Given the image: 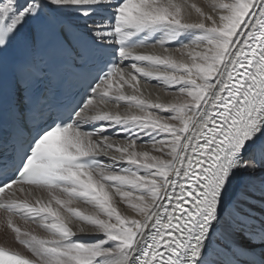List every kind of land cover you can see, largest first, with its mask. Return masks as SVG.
<instances>
[{
	"label": "snow or ice",
	"instance_id": "1",
	"mask_svg": "<svg viewBox=\"0 0 264 264\" xmlns=\"http://www.w3.org/2000/svg\"><path fill=\"white\" fill-rule=\"evenodd\" d=\"M0 233V264H264V0H0Z\"/></svg>",
	"mask_w": 264,
	"mask_h": 264
},
{
	"label": "bare ground",
	"instance_id": "2",
	"mask_svg": "<svg viewBox=\"0 0 264 264\" xmlns=\"http://www.w3.org/2000/svg\"><path fill=\"white\" fill-rule=\"evenodd\" d=\"M153 84H154V82H153ZM144 87H145V91L146 92H148V91L155 92L156 91V89L152 85H145ZM5 242L8 243V244H10L12 247H16V245L14 243H12L11 237H8L7 240H6L4 234L3 233H0V243H5Z\"/></svg>",
	"mask_w": 264,
	"mask_h": 264
}]
</instances>
